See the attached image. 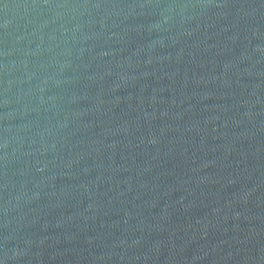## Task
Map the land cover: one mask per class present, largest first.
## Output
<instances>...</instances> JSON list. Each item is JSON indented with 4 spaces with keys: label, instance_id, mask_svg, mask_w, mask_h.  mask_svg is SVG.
I'll list each match as a JSON object with an SVG mask.
<instances>
[{
    "label": "water",
    "instance_id": "water-1",
    "mask_svg": "<svg viewBox=\"0 0 264 264\" xmlns=\"http://www.w3.org/2000/svg\"><path fill=\"white\" fill-rule=\"evenodd\" d=\"M0 264H264V0H0Z\"/></svg>",
    "mask_w": 264,
    "mask_h": 264
}]
</instances>
